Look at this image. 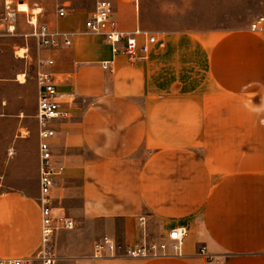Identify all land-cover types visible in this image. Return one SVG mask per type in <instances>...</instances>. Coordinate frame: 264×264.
<instances>
[{
	"label": "crops",
	"instance_id": "crops-1",
	"mask_svg": "<svg viewBox=\"0 0 264 264\" xmlns=\"http://www.w3.org/2000/svg\"><path fill=\"white\" fill-rule=\"evenodd\" d=\"M53 2L46 21L74 34L72 46L48 50L60 98L74 101L73 117L52 123L65 174L50 196L75 224L53 238L59 257L91 254L93 222L119 220L120 237L137 242L144 216L149 242L188 228L182 253L160 257L166 264H264V32L162 30L132 61L86 30L83 0ZM63 5L67 16L57 18ZM117 7L120 26L132 29V5ZM22 144L13 142L15 155ZM38 144L29 172L8 161V179L14 168L21 175L0 191V257L41 248Z\"/></svg>",
	"mask_w": 264,
	"mask_h": 264
},
{
	"label": "rangeland",
	"instance_id": "rangeland-1",
	"mask_svg": "<svg viewBox=\"0 0 264 264\" xmlns=\"http://www.w3.org/2000/svg\"><path fill=\"white\" fill-rule=\"evenodd\" d=\"M97 1L83 0V15L93 11ZM115 1L119 7L125 2ZM54 9L53 0H0V191L15 186L21 175L14 168L8 179L9 159L19 158L17 162L25 163L29 172L31 152L39 141V128L34 117L37 109V71L40 59L49 58L50 51L38 47L36 40L26 38L25 34L32 30L34 14L40 12L38 20L42 22L50 18ZM262 14L264 0H140L138 22L143 28L156 33L162 30H229L248 27L254 18ZM20 53L24 55L21 58L17 55ZM18 140L23 144L22 149L17 150L20 155H15L13 142ZM25 177L28 183L29 173H25ZM86 229L95 235V241L104 235L115 236L120 247L114 255H94L93 250L80 258L64 259L59 257L54 239L50 245L55 258L52 264H166L160 257L179 254L175 253L171 242L164 256H126V246L141 241L145 236L141 227V239L131 244L126 242L120 237L122 222L119 220L107 224L93 222ZM80 246L84 248L83 242ZM80 246L77 245V248ZM197 251L209 257L208 260L213 258L205 244Z\"/></svg>",
	"mask_w": 264,
	"mask_h": 264
},
{
	"label": "built area",
	"instance_id": "built-area-1",
	"mask_svg": "<svg viewBox=\"0 0 264 264\" xmlns=\"http://www.w3.org/2000/svg\"><path fill=\"white\" fill-rule=\"evenodd\" d=\"M132 5L137 23L132 29L120 26L116 13L117 2L114 0H98L93 11L85 18L84 26L87 31L101 35L111 46L114 56L123 54L132 61L146 58L152 45L158 43V33L147 30L138 22L140 0H125ZM37 12L32 17V30L25 37L36 40L38 47L47 50H58L73 45L74 34L70 31L60 30L49 21H39ZM67 7L59 6L56 10L57 18L67 16ZM34 18V20H33ZM248 30L251 32H264V14L254 18ZM41 64L37 71V109L34 115L39 128V204L41 207V248L37 253L24 257H0V264H52L55 259L51 253L50 245L59 230L72 229L74 221L63 210H56L52 200L51 191L57 180L64 177L65 166L55 158L53 151L56 130L52 123L59 119L73 117V100L60 98L56 75L51 69L54 64L52 58L40 59ZM111 60L102 62L103 69L112 70ZM139 225L145 234L146 218H138ZM188 234L186 226L172 228L161 240L149 242L145 237L125 248V255L130 257H157L167 254L169 244L175 253H182V245ZM120 247L117 240L104 235L96 240L93 246L94 255H114Z\"/></svg>",
	"mask_w": 264,
	"mask_h": 264
},
{
	"label": "bare ground",
	"instance_id": "bare-ground-1",
	"mask_svg": "<svg viewBox=\"0 0 264 264\" xmlns=\"http://www.w3.org/2000/svg\"><path fill=\"white\" fill-rule=\"evenodd\" d=\"M21 50H22V49H21ZM19 52H21V51H19ZM17 55H18V57H20V58L24 56V55L21 54V53H20V54H17ZM19 77H20V76H19ZM19 79H21V78H19ZM21 82H24V80H21Z\"/></svg>",
	"mask_w": 264,
	"mask_h": 264
}]
</instances>
